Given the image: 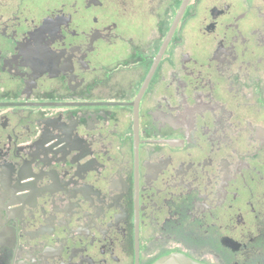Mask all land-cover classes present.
Returning <instances> with one entry per match:
<instances>
[{"label":"flooded vegetation","instance_id":"1","mask_svg":"<svg viewBox=\"0 0 264 264\" xmlns=\"http://www.w3.org/2000/svg\"><path fill=\"white\" fill-rule=\"evenodd\" d=\"M0 264H264V0H0Z\"/></svg>","mask_w":264,"mask_h":264}]
</instances>
